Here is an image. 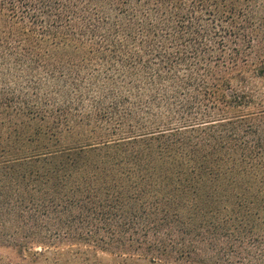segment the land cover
Wrapping results in <instances>:
<instances>
[{
  "label": "trees",
  "instance_id": "trees-1",
  "mask_svg": "<svg viewBox=\"0 0 264 264\" xmlns=\"http://www.w3.org/2000/svg\"><path fill=\"white\" fill-rule=\"evenodd\" d=\"M0 244L264 264V0H0Z\"/></svg>",
  "mask_w": 264,
  "mask_h": 264
},
{
  "label": "rangeland",
  "instance_id": "rangeland-1",
  "mask_svg": "<svg viewBox=\"0 0 264 264\" xmlns=\"http://www.w3.org/2000/svg\"><path fill=\"white\" fill-rule=\"evenodd\" d=\"M82 257H71V254L60 256V264H142L141 261L122 260L119 256L99 250L96 254ZM0 264H29L13 248L0 244Z\"/></svg>",
  "mask_w": 264,
  "mask_h": 264
}]
</instances>
